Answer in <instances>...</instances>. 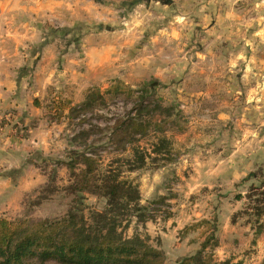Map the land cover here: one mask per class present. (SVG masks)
I'll list each match as a JSON object with an SVG mask.
<instances>
[{"label": "rangeland", "instance_id": "rangeland-1", "mask_svg": "<svg viewBox=\"0 0 264 264\" xmlns=\"http://www.w3.org/2000/svg\"><path fill=\"white\" fill-rule=\"evenodd\" d=\"M18 1L28 3L0 1L4 43H16L6 31L30 36L0 133L11 130L15 146L27 135L31 150L16 166L0 159V216L102 210V196L69 189L74 177L58 163L85 151L96 178L120 167L138 187L146 219L131 215L124 235L147 237L164 264L211 235L204 254L214 262L264 264V215L256 219L246 196L264 181V0H47L46 11ZM57 99L76 111L56 118ZM130 118L146 132L121 142L115 126ZM164 138L169 152L155 154ZM133 148L145 160L127 170L120 158Z\"/></svg>", "mask_w": 264, "mask_h": 264}, {"label": "trees", "instance_id": "trees-1", "mask_svg": "<svg viewBox=\"0 0 264 264\" xmlns=\"http://www.w3.org/2000/svg\"><path fill=\"white\" fill-rule=\"evenodd\" d=\"M33 102L39 106L37 99ZM49 110L60 118L65 110L73 112L76 108L57 99L49 105ZM146 129V125L132 118L120 119L114 134L122 142L127 135L145 133ZM167 144L165 138L159 139L153 152H169ZM132 150L129 158L119 159L127 164V170L141 167L145 160L144 152L138 148ZM74 153L69 161H58L66 165L74 177L69 189L100 195L105 199V207L92 210L87 218L72 209L55 219L0 216V264H164V252L152 246L147 237L138 233L124 235L131 215L138 222L146 219L145 212L142 213L146 207L139 202L138 187L120 177V167L108 166L96 178L97 160L85 151ZM79 162L83 167L76 173L75 164ZM246 196L253 202V215L261 218L264 215V181L258 186L251 185ZM212 238V235L205 237L198 251L178 258L174 264H225L216 263L210 254H204Z\"/></svg>", "mask_w": 264, "mask_h": 264}, {"label": "crops", "instance_id": "crops-1", "mask_svg": "<svg viewBox=\"0 0 264 264\" xmlns=\"http://www.w3.org/2000/svg\"><path fill=\"white\" fill-rule=\"evenodd\" d=\"M46 2L47 0H40L37 5L35 3L33 5L27 4L28 9L32 10L33 6L41 8V6L43 5V7L45 8L44 11L49 9L51 10L50 1L48 4H46ZM12 3L15 2L12 1ZM16 3L19 8L20 7L24 8L26 3H28V1H26V3L24 2L23 6H20L18 0ZM7 11H8L7 5L5 3L0 4V23H4L5 20L4 18L7 17V15H5ZM4 34L5 31L0 33V118L3 116L1 115V113H3V111L6 110L5 108H7L9 105L14 104L17 101L18 96L16 93L18 90V85L21 84V80L23 79L20 76V69L21 66H24L23 63L21 65L20 59H24L25 56H27L26 51H22V52L20 51V47H21L20 44L23 43L22 39L30 40V36L27 35L26 32L21 34V32L16 29V32L11 30L8 33L6 31V34L11 35L8 38H11L16 43L11 42L9 44L8 41L4 43V39H6L5 37H3ZM36 109H38V106L34 105V107L31 108L30 110H36ZM39 129L40 128L38 126H31L29 128V132L32 133L31 135L34 136V134H36L39 131ZM26 137L27 135L23 140L24 142H22L18 146H15L16 140L12 136L11 130H8V132L0 133V159L2 161H5L6 164L8 163L14 164L13 166H16V164L20 162L21 158L22 160L25 159L26 158L25 153H27L28 155L29 151L31 150V145L29 143L31 142L29 141L30 137L27 138ZM25 149L27 150L29 149V150L23 153Z\"/></svg>", "mask_w": 264, "mask_h": 264}]
</instances>
